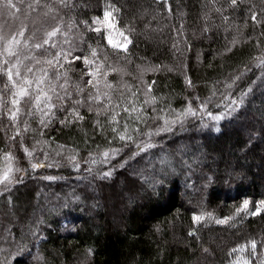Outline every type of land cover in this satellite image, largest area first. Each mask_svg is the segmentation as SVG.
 Segmentation results:
<instances>
[{
  "label": "trees",
  "instance_id": "trees-1",
  "mask_svg": "<svg viewBox=\"0 0 264 264\" xmlns=\"http://www.w3.org/2000/svg\"><path fill=\"white\" fill-rule=\"evenodd\" d=\"M13 3L25 18H52V25L54 21L62 24V32L31 55H25L21 44L20 59L34 69V76L48 69L54 84L65 86L71 95L64 99V89L57 87L61 98L53 95L55 116L47 127L41 125L32 104L22 103L21 133L16 139L10 140L15 125L7 108L0 113V167L7 164L6 152L20 160L41 157L36 162L52 165L43 173L24 175L22 183L7 190L0 186V264L6 260L7 264H232L239 256L251 264H264V212L236 214L245 199L252 211L256 201L264 200V83L258 79L264 76V67L258 66L264 59V0H237L235 6L230 0ZM106 6H113L109 10L118 29L132 41L127 52L109 47L104 30H91L96 25L93 17L102 18ZM253 12L259 22L252 20ZM72 39L78 41L75 55H89L91 45L104 54L100 60L107 57L109 64L123 69L121 78L119 72H109L107 80L112 84L113 102L121 105L115 108L120 113L118 131H123L127 121L135 142L120 141L112 132L116 125L110 123V115L102 110L97 116L95 104L77 108L83 121L60 123L66 117L73 120L67 110L88 94L89 77L83 75V60L72 61L70 66L61 60L64 67L56 70L67 69L68 81H56L52 68L43 61L61 50L52 44L66 47L65 40L70 43ZM52 49L57 51L48 54ZM33 56L39 58L32 60ZM6 83L7 76L0 72V90L7 101ZM146 84H152L156 103L143 105L144 119L137 122L134 113L128 116L121 108L131 93L143 101ZM77 86L84 92L78 94ZM250 86L242 107L213 124L207 112L223 111L231 102L229 97L239 99ZM206 99L207 112L197 110L196 116L187 117L184 130L176 126L171 133L151 137L155 147L133 156L137 144L149 139L145 134L161 126L162 117L171 118L169 109L182 111L189 102L198 109ZM25 122L27 131L23 130ZM135 128L139 131H132ZM25 147L32 151L31 157L24 153ZM106 148L121 151L108 163L92 164L89 153L98 158ZM71 155L76 156L79 169L73 167ZM162 159L167 163L162 165ZM109 168L112 174L104 178ZM65 202L66 208L62 207ZM193 213H210L211 217L194 222ZM225 216L232 219L216 223ZM65 217L70 229L61 224ZM40 220L43 223L38 224ZM37 229L38 238H34L31 232ZM22 236L31 255L12 260V238L19 242ZM250 239L258 242L255 255L250 245L243 252H231Z\"/></svg>",
  "mask_w": 264,
  "mask_h": 264
},
{
  "label": "snow or ice",
  "instance_id": "snow-or-ice-1",
  "mask_svg": "<svg viewBox=\"0 0 264 264\" xmlns=\"http://www.w3.org/2000/svg\"><path fill=\"white\" fill-rule=\"evenodd\" d=\"M63 2L64 0H61V3ZM166 2L167 0H165V3ZM230 3L232 6H235L237 5V0H230ZM111 7L113 6L105 7L102 18L99 16L93 17V23L103 25L105 26V29L108 30L106 38L109 45H112L116 49H122L127 52L128 45L131 44L132 41L128 36L124 34L123 30L116 28L113 20L111 19L113 17V11L109 10ZM0 8H7L11 10L16 8V4L13 3V0H2V2H0ZM17 11H19V9H17ZM169 11H171L170 7ZM251 18L253 21H257V14L253 12ZM83 23L85 27L91 29V25L88 24V21H84ZM25 30L26 26L22 24L18 32L13 33L10 38L0 32V72H3L7 76V83L5 84L4 89L10 93V99L6 101L3 90H0V113H2L5 108H7L9 119L15 125V135L10 139H16L17 136H20L21 127L19 118L21 114L22 103L32 104L35 112L39 113L41 125L47 127L48 123L55 116L54 109L56 108V104L53 103V95H55L57 99L61 98L56 92L57 87L64 89V99L71 95V93L66 90L65 86L54 84L52 76L49 75L48 69H43L41 70V74L39 76H34V69L23 64L20 59V45L23 44L26 48L31 47V45L29 44V40L23 39ZM91 30H94L98 33L101 32L100 27H96ZM114 31L118 32V34L122 37V40H120L119 42L113 39ZM59 32L60 25L57 24L51 29V31H48L45 34L43 44L37 43L34 47L39 49L42 48L43 45L49 44L50 41L55 38ZM65 35L67 34L65 33ZM234 43L235 39L233 40V44ZM65 45H68L67 50H65L63 45L52 44L51 46L53 48L59 47L61 50L57 51L51 59L43 61V63L52 68V75L55 77L56 81H59L63 78L65 80V84H67V69L62 73L56 70V68L58 67H64V64L61 63V60L68 63L69 66L71 65L72 61L83 60V63L87 69L86 75L89 77L86 87H88L90 90L86 96L81 95L80 99L75 101L73 103V106L67 110L69 115L73 117V120L69 121L66 117L65 120H61L60 123H72L76 120L83 121L84 117L79 113V111H77V108L86 103L89 105L95 104V111L97 116L101 114L102 110L110 115V123L116 125L112 128V132L118 135L120 141L135 142L133 140V136L129 134V126L127 121H125V123L123 124V131H118L119 120L117 119V117L120 115V113L116 112L115 108L121 107V105L119 101L115 103L113 102L112 95L110 94L112 90V84L107 80L109 72H122L123 69L109 64L107 62V57H105L103 60H100L98 49L91 47V45H89V55L91 56V59L89 58V55H73L74 49H72L67 40H65ZM29 59V57H24V60ZM31 59L35 60V57H31ZM13 60H15L14 63ZM97 61H99V63H97ZM37 63L40 62L38 61ZM53 65H55L56 67H53ZM258 66L264 67V59H260ZM235 79H239V77L234 78V80ZM258 79H260L261 83H264V76ZM187 83L191 85L190 80H188ZM138 91L139 90H137V92ZM151 91L152 84H146L143 101H140L137 98V93H131V99L123 105L121 111L126 113L128 116H131L134 113L135 120L137 122L141 121L142 119H144L145 114L143 105H154L156 103V97L151 95ZM251 91L252 88L250 86L247 91L240 94L239 99H232L231 97H229L231 102L225 105L223 111H218L216 113L208 112V115L212 118L213 124H218L219 121L224 120L226 117H231L233 113L237 111V109L242 107L244 98ZM76 92L78 94H81L84 92V89L77 86ZM197 99H199V97H197ZM207 104L208 100L206 99L199 104L198 109H193L191 106V102H189L186 108L179 112H175L174 110L169 109V112L172 113L171 118H168V116L162 117L163 124L155 130H149L145 134L147 137H149V139L143 144H137V152L133 153V156L137 155L140 152H146L155 147V145L151 142V137L159 135L160 133H171L174 131L176 126H179L181 130H184V121L187 119V117L196 116L197 110L207 111ZM101 105H103V107H101ZM137 105L140 106L138 107ZM88 111L92 112L93 108L89 106ZM153 111H156V109L154 108ZM32 114V112L27 113V115ZM96 123L99 124V120H97ZM23 130H28V125L26 122L24 123ZM215 130L219 131L220 129L216 127ZM132 131L138 132L139 129L135 128ZM20 139L22 143V136L20 137ZM37 143H40V141H37ZM59 147L63 148L64 146L61 145ZM120 151V149L116 148H106L103 152L97 154L98 158L94 157L92 153H89V160L92 164L108 163L110 158L118 155ZM24 153L29 157L32 156V151H30L27 147L24 148ZM45 158H47V153H45ZM4 159L7 161V164L4 167H0V185H2L5 190H7L9 186L23 182V177L17 178V176L15 175L16 172H20L23 170L13 167L12 161L14 157L11 152L4 153ZM69 160L73 162L74 168L79 169L80 165L79 162L76 161L75 155H71L69 157ZM123 163H127V161H124ZM123 163L120 165L121 167H123ZM166 163L167 161L165 159L161 160L162 165ZM31 166L33 169H35L43 167L45 165L43 163H35ZM47 166L51 167L52 165L49 164ZM111 174V168H109V170L107 172H104L102 175L104 178H109ZM47 179L52 180L57 179V177H47ZM155 183H160V181H156ZM155 183L151 186L155 187ZM73 199H78V197H74ZM249 203L250 201L245 199L242 202L241 206L236 209V214L239 215L240 213L244 212L247 215L255 216L261 212H264V200L256 201L254 211L249 209ZM68 206V202H65L62 205V207L65 208ZM205 216L211 217V214L201 213L197 215L196 213H193L192 219L194 222H200L205 219ZM231 219L232 217L225 216L222 219H217L216 223L226 224ZM37 223H43V220H40ZM5 231L8 232L9 236H11L10 230L5 229ZM37 232L38 229L37 231L31 232L34 238H38ZM12 243L14 245V248L9 252V258H11L12 260L22 259L25 253L31 255V253L28 252L27 244L23 243V236L21 237V241L19 242L15 240V237H13ZM257 243V240L250 239L245 244L237 245L236 248L231 249V252H243L250 245L251 253L252 255H255ZM261 243H264V241H261ZM5 264H7V260L5 261ZM232 264H251V261L245 256H239L235 261L232 262Z\"/></svg>",
  "mask_w": 264,
  "mask_h": 264
},
{
  "label": "rangeland",
  "instance_id": "rangeland-1",
  "mask_svg": "<svg viewBox=\"0 0 264 264\" xmlns=\"http://www.w3.org/2000/svg\"><path fill=\"white\" fill-rule=\"evenodd\" d=\"M0 2H2V0H0ZM111 11V10H110ZM114 13V12H113ZM52 18H48L46 20H30L28 18H25L23 15H21L18 11L17 8L15 9H7V8H0V32H2L3 35L7 36V37H11V35L13 33H17L20 26L23 24L26 26V30H25V35L23 37V39H27L29 40V44L31 45V47H25V55H31V52L33 50H35L36 48L34 47L35 44L37 43H42L43 40L45 39V34L48 31H51V29L53 27H55L57 24H59L60 26L62 25L59 21L58 22H53V25L50 23ZM116 26V28L118 29L117 25H116V18L113 14V17L111 18ZM94 28L96 27H100L101 30H104L105 36L107 37L108 34V30L105 29V26L100 25V24H96L93 25ZM62 32V28L60 27V32ZM113 39L116 40L117 42H119L120 40H122V37L118 34V32H113ZM107 40V38H106ZM77 39H72L70 40V45L72 47V49H74L73 51V55H75V50L78 49V43H77ZM108 42V41H107ZM109 45V44H108ZM67 47H64L65 50H67ZM109 47L114 48L112 45H109ZM122 50V49H119ZM57 50L56 49H52L50 52H48V54L50 53H55ZM100 55V59L103 58L104 54H99ZM41 57L39 58V56H33L36 58H39L40 60H42V58L44 57L43 55H40ZM97 63H99V61H97ZM114 66V65H113ZM87 72V69L84 71ZM114 73V72H113ZM123 74L122 72H119V76L121 78ZM83 75H86V73H83ZM207 111H204L203 113H205ZM208 113V112H207ZM208 115V114H206ZM12 140V139H10ZM14 159L12 161L13 167L14 168H18V169H22L23 171L20 172H16L15 175L17 176V178L23 177L26 174H31V173H43L44 170L48 169V167L43 166L40 168H32V164L38 163L36 162V160H38V158L42 159L41 157H33V158H28V157H23L22 160H20L19 158L16 159L15 156H13ZM28 158V161H24ZM17 160H19L20 162H18ZM33 160V161H32ZM7 162V161H6ZM51 169V168H50ZM2 186V185H0ZM62 226H66L67 229L71 228V222L70 220L65 217L62 220ZM37 245V243H36Z\"/></svg>",
  "mask_w": 264,
  "mask_h": 264
}]
</instances>
